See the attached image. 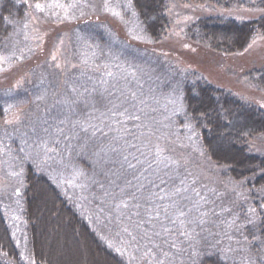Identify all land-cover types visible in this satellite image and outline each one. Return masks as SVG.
<instances>
[{
    "label": "rangeland",
    "instance_id": "rangeland-1",
    "mask_svg": "<svg viewBox=\"0 0 264 264\" xmlns=\"http://www.w3.org/2000/svg\"><path fill=\"white\" fill-rule=\"evenodd\" d=\"M125 2L127 0H47L37 2L44 7L43 12L37 10L35 8L37 3H34L30 11L24 8L21 15L2 26L0 73L33 56L41 41L42 26L48 23L58 26L62 23L79 22L86 19L95 23H89L84 27L79 26L70 34L59 35L48 56L50 65L40 68L24 82L26 91L22 83L15 87L17 91H23L27 95L23 101L7 106L10 109L19 106V111L14 113L13 109L14 115L10 116L6 123L0 125V129L4 128L11 135L10 146L6 147L5 142L0 144V195L3 203H9V206L15 205L12 208L7 207L9 209L6 213L11 219L10 232L20 256L24 258V263L34 264L26 242L25 224L17 210V206L21 203L19 196L24 188L25 177L30 173L33 177L45 176L54 183L84 213L97 234L116 251L120 249L117 252L125 257L128 264H159V261H164V264H186L205 249L221 254L237 264H264V257L251 254L248 243L243 239V227L252 224L248 221H252V214L249 210L253 208L246 206L244 210L242 207L244 199L242 186H236L238 183H231L228 187H224L219 184L222 182L216 177L208 178L210 165L204 163L202 158L193 155V145L190 144L188 138H183L182 133L176 127L174 119L180 113L177 108L181 104V99L175 85L171 82L172 77L158 71V67L143 56L145 54L143 51L141 53L138 48L125 43V40L123 41L113 30V21H118L127 36L140 41H149L148 37L142 36L136 18L133 20L130 14L124 18L123 14H127L130 9ZM69 5H74V7H69ZM114 13H119V15H114ZM249 49L263 53L264 39L254 42ZM54 55L56 56L55 61L52 59ZM85 58L88 60L87 65L82 63ZM249 58L250 55L245 54L236 61L238 63ZM206 62L207 67L204 69L208 72L206 78L214 85L234 89L248 100H257L258 96L264 95V84L259 87L254 85L248 76L229 74L226 73L227 70L222 67L223 65H217L213 61ZM56 64H59L60 68H57ZM73 65L77 67L74 69ZM109 71L113 73L112 77L107 76ZM76 73H80V76L86 78L88 82L83 85L69 84L71 83L70 75ZM60 82L63 84L60 85ZM72 86L77 87L81 93L87 89L85 96L89 101L92 96L103 94L107 97L108 92L117 94L119 90H123L126 94L136 92L138 99L144 101V105H139L143 111H136L131 107L129 111L139 115L140 121L125 118L126 123L123 126L116 125L106 111V100L105 103L98 104L95 109L91 107V104L85 109L84 96H81L77 98L78 104L73 106L74 116L72 118L85 120L91 117V123L98 124L104 132L108 133V136L105 137L98 133L87 149L81 147L84 143L82 137L79 141L77 139L70 141L71 149L68 147L69 142L62 138L57 143L55 135L49 137L40 130V120L49 118L48 110L53 104V93L63 98L68 95L66 90L70 91ZM12 93L13 91L10 94ZM72 95L75 97V94ZM5 101L2 100L1 103L4 104ZM55 111L53 109L52 114H55ZM101 113H105V116L102 117ZM102 119L120 131H111L109 127L100 123ZM243 123L239 117H234L228 123L226 133L239 132L242 136L246 135L252 127L246 123L242 125ZM139 124L151 125L154 134L141 136V132L146 133L147 129L138 127ZM34 126L36 127L35 133ZM124 128L129 131L125 133ZM37 134L48 141V148L53 149L48 153L49 158L45 157L43 149L36 148V144L40 142ZM116 135L124 137L120 141L121 150L126 140L129 144H137L149 159H151L149 149L159 144V147L165 150L164 157L182 162L179 178L187 176L190 182L195 177L198 180L196 187L206 188L204 194L209 198V204L206 207H214L219 215H209L207 223L202 227H189L188 230L192 232L190 239L180 235L184 229L180 228L179 223L176 225L169 223L164 219L163 213L159 221H148L146 209L149 193L157 191L156 188L150 187V183L154 181L159 184L160 178L164 176L163 166L157 169L153 165L147 173L141 170L135 174L141 177L140 183L145 186L138 194L141 207L139 209L131 207L125 210L124 216L118 222L116 214L109 209L113 205V197L117 199L120 197L121 188L126 187L125 180L133 179V174L131 172L122 173L119 164L112 162L113 159H118L112 154L104 156L99 153V148L112 143V138ZM134 137H140V139H134ZM145 141H147V147L144 146ZM21 148L24 152L20 151ZM261 153L264 154V151ZM136 155L138 156L139 153ZM37 164L41 167H37ZM13 173L19 175H13ZM168 175L176 178L177 174L173 170ZM133 184H136L135 180ZM168 186L171 187V181ZM17 188L20 189V195L13 199ZM134 190L133 188L128 191ZM213 192L218 195H213ZM163 194L162 191L159 193V195ZM212 201L215 202L214 205ZM157 203L160 202H153V209ZM137 211L140 213L138 217L132 215ZM239 216L243 217L239 218ZM129 217L132 220L145 222L140 228L134 230L129 228V231H133L137 237L135 241L122 231V226L127 225ZM232 219H237V226L229 228L225 222ZM161 223L172 231L164 233L160 227ZM193 227L194 231H192ZM155 232H161V235L156 236ZM144 233L148 235L145 236ZM172 244H175V247H172ZM80 248L74 247V249H79L83 256L84 252ZM69 249L66 252L68 259H74L73 248ZM63 252L64 248L59 246L56 254L61 255ZM165 253L167 256L164 255ZM60 259L64 261L66 256L63 254ZM81 263L89 264L87 261Z\"/></svg>",
    "mask_w": 264,
    "mask_h": 264
},
{
    "label": "trees",
    "instance_id": "trees-1",
    "mask_svg": "<svg viewBox=\"0 0 264 264\" xmlns=\"http://www.w3.org/2000/svg\"><path fill=\"white\" fill-rule=\"evenodd\" d=\"M45 1L0 0V37L4 23L16 19L14 17L21 15L24 8L30 11L34 3ZM126 3L129 6V0ZM131 5L127 14H123L124 18L128 14L133 20L136 18L142 36L149 41L127 36L118 21H113V30L125 43L147 54L143 56L151 60L158 71L172 77L171 82L187 112L186 116L180 111L174 122L183 138H188L193 145V155L210 165L208 178L216 177L224 187L247 178L242 185V207L245 210L250 206L255 212H251L252 224L243 227V239L248 237L245 242L251 254L264 257V244L252 240L253 233L264 240V175L259 174L264 167L261 153L264 151V95L248 100L234 89L214 85L206 78L208 72L204 70L206 61H213L223 65L226 73L248 76L259 87L264 84V52L249 49L254 42L264 39V0H131ZM89 23L92 20L42 26L41 41L33 56L0 73V100H6L4 104L0 101V125L14 115L13 109L14 113L19 111V106L12 109L7 106L23 101L27 95L15 87L22 83L26 91L24 82L40 68L50 65L48 56L59 35L70 34ZM245 54L250 58L237 63ZM69 80V84L74 85L88 82L80 73L70 75ZM193 115L197 119H191ZM234 117H239L244 122L242 125L249 124L252 129L244 136L239 132L226 133ZM189 122L192 130L185 127ZM10 137L9 131L0 129V144L5 142L6 147L10 146ZM88 164L90 166L89 161ZM19 199L17 210L25 224L26 242L34 264H83L81 262L86 261L89 264H128L47 177H33L28 173ZM14 206L3 203L0 195V264H26L11 236V219L6 213ZM59 246L64 248V261L60 259L63 254H56ZM70 247L75 253L71 260L66 253ZM74 247H81L83 256ZM186 264L237 263L205 249Z\"/></svg>",
    "mask_w": 264,
    "mask_h": 264
},
{
    "label": "snow or ice",
    "instance_id": "snow-or-ice-1",
    "mask_svg": "<svg viewBox=\"0 0 264 264\" xmlns=\"http://www.w3.org/2000/svg\"><path fill=\"white\" fill-rule=\"evenodd\" d=\"M131 0H129V7H131ZM62 7V6H61ZM69 7H74V5H69ZM35 8L41 12L44 11V7L41 4L37 3ZM107 9V5H106ZM114 15H119V13H114ZM133 15H137L136 12H133ZM27 27V25H25ZM52 59L55 61L56 56L54 55ZM82 63L87 65L88 60L85 58ZM57 68H60L59 64H56ZM77 66L73 65L75 69ZM107 76L112 77L113 73L108 72ZM102 83H104L102 81ZM68 91V95L63 96V98L53 93V104L52 107L48 110L49 118H44L40 120V130L45 133L47 136H56V142L62 138L65 141H68V147L71 149L70 141L72 139H77L78 141L82 137L84 143L81 145L83 149H87L89 145L94 141L99 133L102 136L107 137L108 133L104 132L102 128L98 126L96 123H91V117L85 120L73 119L74 109L73 106L78 104V99L81 96H84L83 103L85 109L89 107L91 104L92 108H96L98 104L105 103L106 100V111L110 114L111 118L114 120V124L123 126L127 120L140 121V116L135 114L134 112L129 111V107L136 111H143L139 105H144L143 100H139L137 97V93L132 91L129 93H125L123 90H119L118 94L113 92H108L107 97L103 94L100 96H92L91 101H89L88 97L85 96L87 93V89H84V93H81L77 87L72 86ZM107 91V90H106ZM75 94V97L72 95ZM179 99V98H178ZM175 103V101H173ZM110 105V107H109ZM55 109V114H52V110ZM178 111H184L187 116V112L184 109V105L181 103L178 105ZM101 116H105V113H101ZM126 118V119H125ZM191 119H197L195 115L191 117ZM100 123H103L105 127H109L111 131L119 132V129L114 128L111 125H108L106 120H100ZM140 128L147 129V132H141V136H151L154 134L151 125L148 124H139L137 125ZM185 127L192 130V124L186 123ZM34 133L36 132V127L33 128ZM123 131L127 133L129 130L124 128ZM191 137H189L190 139ZM37 139L40 141L36 144V148L43 149L44 155L46 158L48 157V153L53 151L47 147L48 141L43 139L37 134ZM124 139L121 135L113 136L112 143L99 148V153L104 156H109L112 154L113 157L118 159H113V163H118L120 171L122 173L133 174V179L125 180V188H121V195L117 199L113 197V205L110 207V211L116 214V219L119 222L120 219L124 216L125 210L130 209L131 207H135L139 209L141 204L138 202V194L144 189V185L140 183L141 177L139 175H135L138 172L147 173L149 170L153 168V165L156 166L157 169H160V166H163L164 176L160 178V183L156 184L154 181L150 183V187L156 188V192L149 193V199L147 200L148 207L146 209V213L148 215V221H159L161 214L163 213L164 219L168 220L169 223L176 225L179 223L180 228L184 229L180 232V235L185 236L186 238H191L192 232L188 230L191 226L202 227L205 223H207V218L209 215L218 216L219 213L215 211L214 207H206L209 204V198L204 194L206 188L198 189L196 185L198 184V180L193 177L191 181H188V177L179 178L180 171V163L178 160L170 159L168 157H164V149L159 147V144L155 145L154 148L149 149V154L151 159L148 156H145V153L141 151L140 147L135 144H129L126 140L124 141L123 150L120 147V141ZM134 139H140V137H134ZM159 140V138H157ZM144 146L147 147V141H145ZM21 152H24V149H20ZM136 153H139L137 156ZM146 165V166H145ZM37 167H41L40 164H37ZM176 172V178L169 176L168 173L170 171ZM260 175H264V167L259 170ZM13 175H19L17 173H13ZM190 175V174H189ZM119 178V176L117 177ZM177 179L179 182L177 183ZM133 180L136 181V184H133ZM169 181H171V187H169ZM247 178L241 179L236 186H242L246 183ZM138 185V186H137ZM163 186V187H162ZM135 189L134 191L129 192V189ZM163 192V195H159L160 192ZM108 195V193H105ZM16 195H20V189H16ZM213 195H218L213 192ZM154 201H159L155 205V209H153L152 204ZM214 205L215 202L212 201ZM224 211H228L224 209ZM250 212H255V209H250ZM132 215L139 216V211L133 213ZM251 223L252 221H248ZM144 221L132 220L131 217L128 219L127 225L122 226V231L127 233L130 237H132L133 241L137 239L134 235L133 231H129L131 227L133 230L140 228ZM227 227L232 228L237 226V219H232L230 221L225 222ZM164 233H170L172 229L165 226L163 223L160 224ZM194 227L192 231H194ZM147 236V233H144ZM154 235L160 236L161 232H155ZM245 241L248 240V237H244ZM253 241H259V243L264 244V240L258 238L254 233L252 234ZM111 246V245H110ZM175 247V244L171 245ZM120 251V249H117ZM167 256V253L164 254ZM23 258V257H22ZM159 264H164V261H159Z\"/></svg>",
    "mask_w": 264,
    "mask_h": 264
}]
</instances>
